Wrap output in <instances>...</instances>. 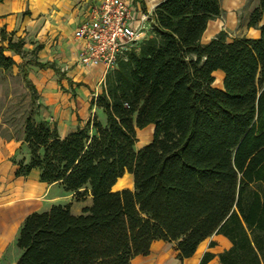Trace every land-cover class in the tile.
<instances>
[{"label":"trees","instance_id":"obj_1","mask_svg":"<svg viewBox=\"0 0 264 264\" xmlns=\"http://www.w3.org/2000/svg\"><path fill=\"white\" fill-rule=\"evenodd\" d=\"M219 14L220 0L160 1L148 33L117 57L90 100L103 120L60 137L35 112L26 116L28 157L12 159L14 176L37 169L39 181L91 203L79 213L57 203L27 214L15 240L20 264H131L156 240L173 243L182 261L212 234L227 246L197 264H264V0L247 19L258 37L220 30L201 43ZM5 50L23 55L22 41L0 43L7 71L15 62ZM149 124L151 140L136 149L135 130ZM125 172L132 188L112 190Z\"/></svg>","mask_w":264,"mask_h":264},{"label":"crops","instance_id":"obj_2","mask_svg":"<svg viewBox=\"0 0 264 264\" xmlns=\"http://www.w3.org/2000/svg\"><path fill=\"white\" fill-rule=\"evenodd\" d=\"M100 1H0V32L3 31L5 38L0 43L5 45L7 38L12 41L20 40L24 53L20 55L5 50L4 53L15 64L7 71L0 69V264H14L18 259L19 250L15 240L27 214L46 210L57 203H70L71 211L79 213L91 203L89 195L83 201H76L73 194L64 191L58 183L39 181L37 169H32L26 176H14L15 164L12 159L26 160L28 155L26 148L21 146L26 114L23 115L22 123L16 125L15 122H21L20 115L23 112L16 114L10 109L13 107L10 79L11 75L19 73L18 69L26 71L27 78L36 91L33 102L35 118L54 125L60 137L83 127L93 117L103 120L100 109L91 105L90 100L92 93L98 94L101 91L105 73L100 66L89 67L77 63L83 43L73 38L75 27L91 14ZM126 1L136 16V23L142 24V36H145L149 27L148 17L162 0ZM244 2L245 0H220V14L208 21L200 42H208L220 30H224L229 38L258 37V28L247 26L248 16L258 0L245 12L241 25L237 26L236 14L244 6ZM141 16L145 18L139 20ZM227 26L235 29L233 35L229 33ZM34 61L53 63L55 69L42 68ZM217 77L221 81L222 72ZM149 125L153 128L152 124ZM138 148L140 146L136 149ZM131 177L130 173L125 172L116 180L112 190L130 188L124 183L132 184ZM163 242L165 241H153L149 254L135 256L131 264L140 256L144 258V264L155 262V253ZM195 253L197 254V250ZM192 256L182 261L177 260L176 264H193ZM199 258L195 260V264Z\"/></svg>","mask_w":264,"mask_h":264},{"label":"built area","instance_id":"obj_3","mask_svg":"<svg viewBox=\"0 0 264 264\" xmlns=\"http://www.w3.org/2000/svg\"><path fill=\"white\" fill-rule=\"evenodd\" d=\"M144 18L141 16L139 20ZM142 29L126 0H101L73 31V38L83 43L77 63L100 66L106 73L124 50L143 37ZM96 95L92 93L91 99Z\"/></svg>","mask_w":264,"mask_h":264},{"label":"rangeland","instance_id":"obj_4","mask_svg":"<svg viewBox=\"0 0 264 264\" xmlns=\"http://www.w3.org/2000/svg\"><path fill=\"white\" fill-rule=\"evenodd\" d=\"M257 2V0H245L244 6L238 10L236 14V23L237 26L239 27L242 23L243 16L247 10L252 8L254 4ZM258 3L255 5L257 6ZM255 6V7H256ZM253 9V8H252ZM251 9V10H252ZM232 15V14H231ZM227 30L229 33L233 35L235 32L234 28H230L227 26ZM231 36V35H230ZM19 73L16 75H11V91H12V102L11 105L13 107H10L13 112L16 114L22 113L20 115L21 117V122L20 120L15 122L16 125L22 123V119L24 118L23 115L26 114H33L35 111L34 109V103L31 97V91L28 88V86L25 84V82L22 79V71L18 69ZM221 71L214 72L215 75V80H214V85L215 86H221L220 79L217 77ZM34 109V110H33ZM101 117L103 118L102 112H100ZM35 117V115H33ZM152 130L150 125L145 126L142 129H136L135 130V136H136V144L135 147L137 148L138 146L142 147L146 143H148L151 140L152 137ZM139 135V136H138ZM144 135V136H143ZM142 136V137H141ZM132 178V177H131ZM124 185H128L130 188H132V184L130 182L124 183ZM214 241L215 245L213 247H208L209 242ZM159 249L156 251V256H155V262H152V264H176L177 260L175 257V251L173 249V243H168V242H163L160 244ZM227 246V243L225 239L217 234H212L210 237L206 238L203 240L197 247V254H193V258L191 261H193V264H195V260L203 254L204 251L209 250L214 253H217L218 251H221L224 247ZM195 255V256H194ZM143 257H139L138 259H135L134 264H144ZM154 259V258H153ZM179 261V260H178ZM209 264H217V258L214 257L213 259L210 260Z\"/></svg>","mask_w":264,"mask_h":264},{"label":"water","instance_id":"obj_5","mask_svg":"<svg viewBox=\"0 0 264 264\" xmlns=\"http://www.w3.org/2000/svg\"><path fill=\"white\" fill-rule=\"evenodd\" d=\"M14 264H20V257L14 262Z\"/></svg>","mask_w":264,"mask_h":264},{"label":"bare ground","instance_id":"obj_6","mask_svg":"<svg viewBox=\"0 0 264 264\" xmlns=\"http://www.w3.org/2000/svg\"><path fill=\"white\" fill-rule=\"evenodd\" d=\"M220 82H221V81H220ZM138 136H139V135H138ZM143 136H144V135H143ZM141 137H142V136H141ZM120 182H121V181H120ZM120 182H119V183H120Z\"/></svg>","mask_w":264,"mask_h":264}]
</instances>
